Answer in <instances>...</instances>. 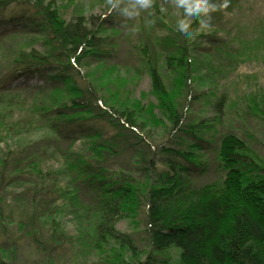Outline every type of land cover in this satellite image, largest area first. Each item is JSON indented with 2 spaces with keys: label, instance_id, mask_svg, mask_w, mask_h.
Returning a JSON list of instances; mask_svg holds the SVG:
<instances>
[{
  "label": "trees",
  "instance_id": "16d2710c",
  "mask_svg": "<svg viewBox=\"0 0 264 264\" xmlns=\"http://www.w3.org/2000/svg\"><path fill=\"white\" fill-rule=\"evenodd\" d=\"M161 1L152 0L134 45L155 98L144 102L123 80L95 76L109 70L117 48L108 0L97 13L78 0H0V41L28 38L0 74V264H56L63 249L106 264H169L156 256L172 248L177 264H264V164L245 138L217 131V113L213 123L188 119L194 103L227 105L219 90L226 71L200 73L198 58L219 59L228 46L224 9L210 11L214 20L202 29L203 13L188 17L176 0L163 12ZM184 20L192 37L179 32ZM9 26L18 30L1 32ZM156 26L167 32L154 34ZM88 58L98 64L82 73ZM31 77L38 83L18 82ZM156 125L169 127L164 139ZM210 145L218 177L199 184ZM139 216L143 249L117 227Z\"/></svg>",
  "mask_w": 264,
  "mask_h": 264
},
{
  "label": "rangeland",
  "instance_id": "374dc122",
  "mask_svg": "<svg viewBox=\"0 0 264 264\" xmlns=\"http://www.w3.org/2000/svg\"><path fill=\"white\" fill-rule=\"evenodd\" d=\"M78 1L81 5L87 6L89 10H92V13L101 12L103 9L104 0ZM135 1H120V8L127 7L129 12L138 11V15L128 16L121 12L120 8L114 9L119 28L118 34L114 38L117 48L114 54L107 59L106 65L109 70L106 73L104 72L103 75L98 71L95 76L100 81L107 79L116 80L119 78L127 83L126 87L128 89H132V95L138 96L143 94L146 96L144 102L146 100L155 102L154 95L151 92L150 78L147 72L143 70V65L139 62L136 56V48L134 47L140 28L146 26L149 22L148 8H139L135 5ZM221 1V4H223L224 0ZM161 7L163 12L174 9L173 3L170 0L161 1ZM222 8L224 9V18L219 23L222 29L220 33L223 35L226 40L225 43L228 46L223 48V52L218 54L219 59L200 53L198 54V58L200 73H204L209 67H212L213 71H216V75L220 77L221 75H218V70L224 69L226 71V74L222 73L219 90L224 92V103H227V105H223L220 110L217 107L213 108L202 103H194L191 106L192 110L189 113L188 119L196 115L207 118L213 123L215 122L213 117L217 113L220 117V122L216 124L217 131L219 133L233 131L245 138L252 156L257 162L264 164V112L256 107V105L261 106L264 99V0H228L227 7ZM65 11L64 16L68 18L71 15L72 7H69ZM208 17H210L209 24H212V19L214 20L213 16L209 14ZM9 30L16 31L18 28L9 26L1 32L7 31L8 33ZM166 32L164 27L156 26L154 28V34L158 36ZM24 35L22 33L11 34L3 37L0 41V74L5 71L9 56L15 49V46L18 43L21 44L23 41L24 44L28 43V38ZM224 52H228L230 55L236 54L237 58L229 60V57H226ZM84 63L81 68L82 73L94 71L98 64L93 58H88ZM18 82L24 83L23 85H35L38 83V80L31 77L27 79L22 78ZM166 82L171 85L170 77L169 82L167 79ZM203 88L206 89L207 85L200 86L199 89ZM253 99L256 101L254 102ZM262 108L264 109L263 105ZM218 110L220 111L218 112ZM168 128V126L163 125L153 127L158 140L166 137ZM211 133L214 134L213 132ZM210 134H206V137H209ZM1 146L5 147V144L1 143ZM205 151L203 157L209 162V165L207 169L198 170V176L195 177V180L199 184L211 182L218 177L214 161V146L210 145ZM53 163L55 161L50 160L47 164L51 166ZM141 217H136L134 221L122 219L117 223V227L120 230L133 235L139 249L146 247L142 240ZM23 247L25 252L31 251L26 244ZM73 251V249L58 250L56 252V264H106L98 254L94 253L86 256L78 255L73 259V255H71ZM126 255L128 257L130 254L126 253ZM177 256V250L172 248L167 252L162 251L161 254L157 255L156 261L165 260L169 264H177ZM144 258L145 256L143 255L142 259Z\"/></svg>",
  "mask_w": 264,
  "mask_h": 264
},
{
  "label": "clouds",
  "instance_id": "9594fccd",
  "mask_svg": "<svg viewBox=\"0 0 264 264\" xmlns=\"http://www.w3.org/2000/svg\"><path fill=\"white\" fill-rule=\"evenodd\" d=\"M152 0H136V4L139 8H150ZM177 7L183 6L185 9V14L188 17L195 18L198 14L203 13L205 16L210 11H216L218 7L226 8L228 5V0H224L222 5L210 4L208 0H198L197 3H190L189 0H176ZM120 8V0H108V10L111 12L113 9ZM120 11L128 16L138 15L139 12H129L127 7L120 8ZM210 17L207 19L201 18L200 25L202 29H208ZM179 32L185 37H192L193 33L188 30V23L186 20L181 21Z\"/></svg>",
  "mask_w": 264,
  "mask_h": 264
}]
</instances>
